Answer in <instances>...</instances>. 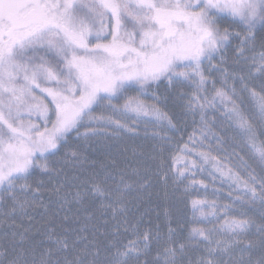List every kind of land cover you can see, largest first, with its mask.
I'll return each mask as SVG.
<instances>
[{"label":"snow or ice","instance_id":"snow-or-ice-1","mask_svg":"<svg viewBox=\"0 0 264 264\" xmlns=\"http://www.w3.org/2000/svg\"><path fill=\"white\" fill-rule=\"evenodd\" d=\"M0 264H264V0H0Z\"/></svg>","mask_w":264,"mask_h":264},{"label":"trees","instance_id":"trees-1","mask_svg":"<svg viewBox=\"0 0 264 264\" xmlns=\"http://www.w3.org/2000/svg\"><path fill=\"white\" fill-rule=\"evenodd\" d=\"M176 208H177L179 214H181V215H183V216H185V217L188 218L189 213H190V210H189L190 208H188V209H185L184 208L183 209V205L182 204H179V203H177ZM164 224H165V222H164ZM164 229H165V226H164ZM165 231H166V229H165Z\"/></svg>","mask_w":264,"mask_h":264},{"label":"rangeland","instance_id":"rangeland-1","mask_svg":"<svg viewBox=\"0 0 264 264\" xmlns=\"http://www.w3.org/2000/svg\"><path fill=\"white\" fill-rule=\"evenodd\" d=\"M147 146V145H146ZM193 198H195V197H193ZM190 208V207H189ZM183 209H184V206H183ZM190 210V213H189V216H188V218H190L191 217V209H189ZM188 211V210H187ZM153 222H154V226H155V224H159V226L162 228V229H164V226H165V224H164V220L161 218L159 221H156V219H155V217L153 216Z\"/></svg>","mask_w":264,"mask_h":264}]
</instances>
